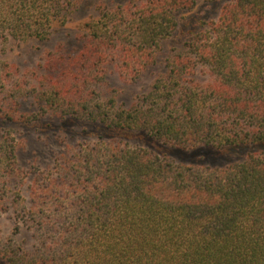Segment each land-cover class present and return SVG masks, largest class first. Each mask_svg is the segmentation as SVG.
I'll return each mask as SVG.
<instances>
[{
  "label": "trees",
  "instance_id": "trees-1",
  "mask_svg": "<svg viewBox=\"0 0 264 264\" xmlns=\"http://www.w3.org/2000/svg\"><path fill=\"white\" fill-rule=\"evenodd\" d=\"M112 1L96 2V15L82 24L85 53L65 72L134 35L139 47L121 49L130 61L173 38V83L128 110L90 105L77 85L64 95L52 89L45 103L62 121H88L118 141L98 136L102 153L101 146L86 147L73 159L78 168H71L68 189L76 198L60 204L54 241L0 258L7 264H264V0H231L209 20L193 15L200 0ZM82 8V0H0V39L49 40ZM192 62L206 69L204 86L181 79L193 73ZM171 90L173 107L157 100L169 99ZM136 135L157 147H129ZM160 147L195 163L174 164ZM237 152L239 161L205 165ZM43 220L34 217L40 229H53L50 217Z\"/></svg>",
  "mask_w": 264,
  "mask_h": 264
},
{
  "label": "rangeland",
  "instance_id": "rangeland-1",
  "mask_svg": "<svg viewBox=\"0 0 264 264\" xmlns=\"http://www.w3.org/2000/svg\"><path fill=\"white\" fill-rule=\"evenodd\" d=\"M97 1L82 0L83 8L72 16L69 24L58 28L49 40L0 39L1 256L16 254L18 250L30 253L34 248L39 249L42 240L46 243L54 241L59 234L57 221L53 219H58L63 213L60 204L67 205L68 201L76 198L68 189L74 183L71 168H78L73 159L86 147H102L96 140L98 136L103 137L106 143L118 141L111 138L114 136L108 131L88 121L71 117L62 121L59 110H53L55 106L51 108L45 103L47 97L56 93L52 89H58V94L64 95L65 87L77 85L90 105L128 110L146 96L153 101V94L159 93L157 87L169 88L173 83V38L161 41L155 50L151 49L146 59H138L139 54H136L137 61H130L121 49L139 47L140 39L134 35L119 44L117 49H112L111 44L107 46L110 48L103 50L99 60L80 61L74 70L65 72L71 60L81 58L85 53L84 42L80 39L85 32L82 24L96 15ZM230 1L200 0L193 15L205 20L215 19L220 8ZM92 62L95 66H91ZM191 66L194 67L193 73L183 75L181 79L201 86L208 83L206 69L194 62ZM94 74L96 78L93 79ZM47 81L58 86L49 87ZM171 92L169 99H162V96L157 100L173 107V90ZM128 145L149 151L157 147L151 139L137 135L128 141ZM102 152L103 147L100 148ZM161 153L177 165L195 163V160L173 153L168 147ZM241 158L242 153L237 152L217 158L215 162L209 159L205 165L222 166ZM28 211L38 212L34 217L42 222L45 217H50L49 223L53 224L54 230L40 229L34 217L27 215ZM22 252L17 256L22 258ZM0 264L7 263L0 258Z\"/></svg>",
  "mask_w": 264,
  "mask_h": 264
}]
</instances>
